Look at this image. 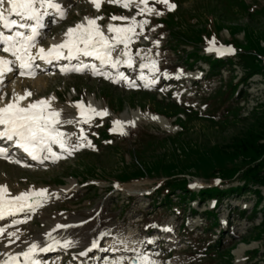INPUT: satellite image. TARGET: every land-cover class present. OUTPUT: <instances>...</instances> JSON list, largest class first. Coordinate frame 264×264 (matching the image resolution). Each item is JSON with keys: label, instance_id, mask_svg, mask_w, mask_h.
Masks as SVG:
<instances>
[{"label": "rangeland", "instance_id": "374dc122", "mask_svg": "<svg viewBox=\"0 0 264 264\" xmlns=\"http://www.w3.org/2000/svg\"><path fill=\"white\" fill-rule=\"evenodd\" d=\"M56 2L64 7L65 16L51 21L42 32L39 40L44 48L53 41L61 42L66 30L81 23L85 17H104L99 23L106 31L109 23L127 24V21H110L111 15L132 17L137 12L135 4L131 10H126L108 0H103L99 11L90 0ZM169 2L176 5L174 10L169 11L165 5L149 0V6L163 14L136 17L150 23L145 25L144 34L129 45L134 57L133 68L124 66L120 71L135 79L137 87H129L125 81L113 83L111 79L90 72L61 74L55 70L38 71L34 79L13 73L1 86L0 93L6 96L5 102L14 93L24 94L26 90L31 91L32 96L23 104L54 98L51 99V108L61 112L60 130L79 134L82 128L91 143V147L85 144L71 156L32 167L30 171L0 161V185H6L12 194L32 188L57 194L38 208L27 222L9 228L21 234L20 240L9 247H15L11 250L15 254L20 248L27 247L22 241L42 242L46 239L45 234L57 225H69L52 232V235L61 241L68 239L77 243L73 247H57L40 253L38 259L43 264H115L116 261L138 264L140 255L147 256L154 264H264V225L257 226L260 209L264 206V189L253 186L249 190L246 185L245 190L218 199L196 195L199 189L243 187L238 170L248 163L247 154H228L226 146L250 123L248 118H242L249 114L251 106L264 100V70L261 69L264 66V0ZM202 26L203 31L198 30ZM234 26L244 28L248 37L242 35L243 30L232 29ZM188 29L199 34V39L203 35V39L197 45L186 46V51L194 47L199 56H218L237 64H222L214 69L208 67L207 73L195 70L205 69L202 62L184 68L181 59L167 46L166 35L178 32L183 36ZM231 31L234 34L230 41L228 35ZM206 33L213 37L210 41L204 36ZM196 34L190 35L189 39L193 41ZM213 40L215 49L209 51ZM156 41L159 43H154ZM178 42L176 45L182 47ZM226 43H231V53L226 51ZM138 50H143L139 56L135 55ZM6 54L0 51V56ZM243 54L258 57L260 64L257 62L256 66L260 72L253 76L251 73L245 85L237 84L236 90L242 91L241 97H236L235 93L228 96L227 80L235 83L246 71L242 68V60L246 61L247 55ZM142 56L147 59L141 60ZM159 60H162V67L155 73L156 82L145 87L144 81L138 78L139 65L149 63L150 66V62L155 61L157 66ZM86 62L92 63L90 60ZM148 69L145 68L143 74L147 80H152L153 74ZM218 87L224 90L221 96L224 93L226 97L221 106L216 100L220 96L214 92ZM77 101H82L86 108L90 104L97 110L107 109L108 115L95 116L89 124L77 123L72 117ZM171 103H181L184 107L190 104L197 110V115L185 117ZM153 115L162 118L171 130L161 127L153 120ZM69 120L73 123H67ZM115 120L134 121L135 126L126 124L123 127L125 134L121 135L119 131H110ZM102 128L107 129V137L100 135ZM144 135L168 139L144 143L147 137ZM211 144L221 149V153L209 156L207 149ZM193 149L198 150L195 157L198 156L204 164L198 163L194 167L192 161L195 159L190 158L191 161L178 169L177 162L184 159L180 150L189 153ZM191 152L196 153L195 150ZM178 153L182 158L177 157ZM203 153L206 157L202 159ZM254 163L255 160L248 165ZM156 164L167 168L171 165L175 170L160 173L153 169ZM198 167L209 171L206 178ZM226 167L232 170L219 177L216 171ZM134 170L141 174H133ZM172 179L184 181L185 189L191 195L186 192L181 195L174 190L168 195V201L162 203L160 199L165 191L155 193V190L162 187V182L171 185ZM253 188L261 196L257 204H254L256 196L249 192ZM212 205L214 209L209 210ZM208 211L210 213L206 214ZM23 218V214L8 217L1 222V227L8 228L13 220ZM210 220H213L212 225L209 223L211 227L204 229L203 225ZM179 223H183L188 237L178 231ZM94 240L99 245L96 248L91 247ZM121 241L127 243V250L119 243ZM207 245L215 249L210 256L200 250ZM79 250L87 252L82 259L76 257ZM4 251L5 247L0 244V254Z\"/></svg>", "mask_w": 264, "mask_h": 264}, {"label": "snow or ice", "instance_id": "6c2138e0", "mask_svg": "<svg viewBox=\"0 0 264 264\" xmlns=\"http://www.w3.org/2000/svg\"><path fill=\"white\" fill-rule=\"evenodd\" d=\"M90 2L99 11L103 0H90ZM108 2L118 4L126 10H131L135 4L137 12L132 17L111 15L110 21H127V24L118 26L109 23L106 31L99 23L104 17H85L84 22L66 30L61 42L54 43L46 49L41 46V41L38 39L42 35L41 30L45 27L43 18L49 15V10H51L60 19H63L65 16L64 7L56 0H0V29H3L0 30V46H2L0 51L15 58L14 60L0 58V77L12 72L14 68H18L20 76L34 79L39 69L37 60L48 64L53 61L66 60L68 64L60 68L62 74L90 72L94 76L99 75L105 79H111L113 83L125 81L129 87H137L135 79H130L120 71L121 65L127 66L129 69L133 68L134 57L129 45L144 34L145 25L150 23L147 19L137 20L136 17L153 13L162 15L163 13L157 11L155 7L149 6V0H108ZM154 2L165 5L169 11L176 7L169 0H154ZM137 28L140 29L139 32H137ZM147 38L145 36V39ZM154 43L158 44L159 42ZM211 43L213 47L209 48V51L215 49V41L213 40ZM141 51L143 50H138L135 55L139 56ZM218 51L223 52L225 49H218ZM226 51L231 53L232 50L226 49ZM89 57L99 61V64L85 62L83 58ZM145 59H147L146 56L141 57V60ZM73 61H77V63L73 64ZM150 65V71L153 74L152 80H147L143 74V70L149 68V64L141 63L139 65L140 75L138 78L144 81L145 87H150L156 82L154 77L158 68L155 61L150 62ZM30 96H32L31 91L26 90L24 94L14 93L5 102L6 96L0 93V140L11 142V148L21 150L31 160L41 164L45 161L55 163L59 159L71 156L85 144L91 147V143L84 135V129L81 128L79 134L65 133L60 130L61 112L51 108V99L54 98H41L30 101L26 105L23 104ZM75 106L79 109L78 114L81 117L77 123L89 124L95 116L108 115L107 109L97 110L90 104L87 105L88 114L86 115L83 102H77ZM67 123L71 124L73 121L69 120ZM126 124L135 126L134 121L115 120L110 131H119L123 135L125 134L123 127ZM54 146L58 147L60 151H54ZM0 158L25 167L29 166L22 160L15 159L14 153H10L9 149L5 147H0ZM55 196H57L56 193H51L47 189L35 188L14 195L6 185H0V220L16 217L19 214L24 216L21 220H13L8 228L0 227V244L8 248L19 241L21 234L9 230V228L27 222L38 208L43 207L48 199ZM67 227L70 226L57 225L45 234L46 239L42 242L22 241L27 244V250H21L16 254H0V257L7 256L6 259H2V264H20L21 257H23V264H43L37 258L39 253H45L57 247L75 246L77 242L68 239L61 241L52 235V232ZM165 230L170 231V229ZM119 243L124 244L125 250H127L126 242ZM98 246L96 240L91 244L92 248ZM80 255L86 256L87 252H81ZM115 264H122V261H116ZM138 264H154V262L147 256L140 255Z\"/></svg>", "mask_w": 264, "mask_h": 264}, {"label": "trees", "instance_id": "16d2710c", "mask_svg": "<svg viewBox=\"0 0 264 264\" xmlns=\"http://www.w3.org/2000/svg\"><path fill=\"white\" fill-rule=\"evenodd\" d=\"M162 21L163 20H161V22ZM201 28L203 29L204 27L202 26V27L198 28V30L203 31ZM216 29H218V28L216 27ZM232 29H236L237 31L243 30L242 35L245 38L248 37L246 35L247 33H246V30L244 28H239V27L234 26ZM236 30H234V31H236ZM185 31H186V33H184L185 36L184 35L180 36V34H178V32L172 33L171 36H168V34H167L166 43H167V46H169V48L171 50H173V55L176 56L178 59H181V62H183L186 66H190V64L192 62H194V60L204 61L208 65L209 69H214L216 67H220V66H222V64L224 66H227V65L234 66L237 64V63L231 64V62L227 58L224 59V61H223L221 59H217V60L211 59L208 56L207 57L199 56L198 51L195 50L194 47H193V49L190 48L189 51H186L184 49V48H186V46H188V45L193 46V43H195L194 45L199 44V42H201L200 39L201 40L203 39V35H200V39H199V34L197 35L196 32L193 31V29L192 30L188 29ZM234 31L229 32L228 37H229L230 41L232 40V36L234 34ZM192 34H196V36L193 37L194 40L196 39L195 42L193 39H192L193 41H191L189 39L192 37ZM190 35H191V37H190ZM204 36H207V33ZM209 38H213V37L208 35L207 39L210 40ZM179 39L182 40L183 42L181 43L179 41ZM207 39H204V41ZM178 41L180 42L182 47H179L178 45H176L175 42H178ZM224 47L233 50L231 43L224 44ZM243 55L248 56V57L246 56V58H247L246 61L242 60V62H243L242 68L245 69L246 71L239 78H237L235 83H230V81L227 80L226 85H228V87L226 88V90H227L228 96L231 93L232 94L235 93L236 97L237 96H238V98L241 97L242 91L240 89L236 90L237 84L245 85L244 83L246 82L247 78H249L251 73H252V75H254V74H257L258 72H260V70L256 66L257 62H259L257 59L258 57L255 55H250V54L249 55L243 54ZM243 55H241V56H243ZM227 57H229V56H227ZM241 59H242V57H241ZM259 64H260V62H259ZM261 69L264 70V66L261 67ZM222 87H218L214 91L215 93H217L218 96H220L218 99H216L218 101L217 104H219V106L223 105L224 101L226 100L224 93L221 96V92L224 91V90L221 91ZM205 97H207V95ZM171 105L177 111H179L181 114L183 113V115H185V117L191 116L193 118L197 115L196 114L197 110L195 111V110L191 109L190 107H184L183 105H175L174 103H171ZM247 118L250 121V123L247 125V127H244L241 130V132H239V135L232 137L230 140L231 142L227 146L225 145L229 149V152H226L228 154H234V155H237L239 153L242 155L247 154L248 163H246V166L243 167L244 169L240 168V170H238L239 171L238 179L239 180L241 179V181L244 183V184H242L243 187L241 186V187H237L234 189L227 187V189H223V190H217V188H214V187H213V189H201V190L199 189V191H197L196 195H198L200 197L206 196L208 198L215 197L218 199L221 196H224V195H227L230 193H237L241 190H245L246 185H247L249 190L253 186L264 189V100H262L258 103H255L253 107L251 106V108L249 109V114L246 115V117L242 118V119H247ZM176 122H178V120H176ZM103 136H104V134H103ZM144 136H147L145 141H143L144 143L150 142V141H153V142L156 141L157 142V140L162 141L163 139H168V138H164V137H158L156 135H144ZM193 150H195L196 153L191 152ZM193 150H190L189 153L187 151L184 152V150L183 151L180 150L179 153H180V155L183 156L184 159H182L179 162L176 161L177 164L179 165V167L177 166L178 169H181L180 165H181V167H184V165H182V164L188 163V161H191L192 159H195L192 161L194 163V167H196V165L198 163H203L202 161H200V158L198 156L195 157L198 153V150L197 149H193ZM207 152H208V155L211 156V154L213 155V153H221V149H219V148H217V146L211 144V146L207 149ZM179 153H178L177 157L182 158L179 156ZM200 155H202V154H200ZM204 157H206V153H203L202 159ZM190 158H192V159H190ZM254 160H255L254 164L248 165L249 163L253 162ZM169 167L167 168V166L156 164V166L154 165L153 169H155L157 172H160V173L165 172V170H170V169L175 170V169H172V167H170V168ZM198 169H199V167H198ZM199 170L203 174V177L206 178L209 171L204 170L203 168L199 169ZM231 170H232L231 167H229V168L226 167L225 169H218L216 172L219 174L218 175L219 177H223L224 175H226V173H227L226 171H231ZM224 172H225V174H224ZM133 174H139L140 175L141 173H139V170H134ZM143 176L145 177V176H149V175L143 174ZM170 183H171V185H169L168 182H165V183L162 182L161 183L162 187L157 188V190H155V193L165 191L163 198L161 199L162 203L166 200L168 201L167 196L169 194H171L172 191H174V190L179 191V193H181V195L185 194V192L187 194L191 195V193L186 191V189H185L186 185H184V181L172 179V180H170ZM172 185L174 187L170 188L169 186H172ZM249 192H251L254 196H256L254 204L255 203L257 204L261 199V196H259L258 190L256 188H253ZM260 210H261L260 221L258 222V225H257L258 227L261 224L264 225V206ZM213 220H210V221H208L207 224H204V227H205L204 229H208L209 227H211L210 224L212 225ZM179 227H180V231H182V233H183L184 232L183 231V229H184L183 225L180 224ZM202 252L203 253L205 252V254L210 256L215 252V249L212 248L211 246L207 245V246H205V248L203 249Z\"/></svg>", "mask_w": 264, "mask_h": 264}, {"label": "bare ground", "instance_id": "6f19581e", "mask_svg": "<svg viewBox=\"0 0 264 264\" xmlns=\"http://www.w3.org/2000/svg\"><path fill=\"white\" fill-rule=\"evenodd\" d=\"M84 22V21H83ZM52 44H54V43H52ZM51 44V45H52ZM14 58V57H13ZM89 59H91L94 63H96L97 65L99 64V61H96L95 59H93V58H89ZM66 63H67V61H66ZM77 63V62H76ZM67 65V64H66ZM60 68H61V66L60 65H58V71H60ZM97 76H99V75H97ZM103 77V76H102ZM103 79H105L104 77H103ZM123 115V114H122ZM121 115V116H122ZM153 117H156V116H154L153 115ZM153 120H155L161 127H163L165 130H171V128L169 127V124H167V123H165V121L162 119V118H160V117H156V119H153ZM56 148H58V147H56ZM59 149V148H58ZM60 150V149H59ZM19 157H20V160H22L23 161V163L24 164H28V165H30V164H32V165H44V163H48V162H50V161H45L43 164H41L40 162H38V161H33V160H31V158H26V157H24L23 155H19ZM32 162H37V163H32ZM21 165V164H20ZM22 166V165H21ZM27 168V167H26ZM0 221H2V220H0ZM15 248V247H14ZM13 247H11V248H5V251L4 252H2V254H5L8 250L10 251V252H12L11 250L12 249H14ZM16 250V249H15ZM21 250H27V247H25V249H21L20 248V250L18 251V252H20ZM10 252H9V254H10ZM17 252V253H18ZM8 253V252H7ZM11 254H15L14 252H12ZM42 254V253H41ZM7 258V256L6 255H4V256H2V257H0V264H2V259H6ZM20 264H23V262H20Z\"/></svg>", "mask_w": 264, "mask_h": 264}]
</instances>
